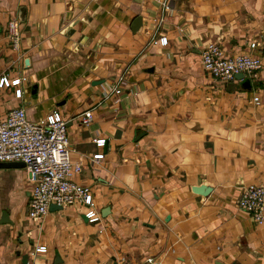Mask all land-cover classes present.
Returning <instances> with one entry per match:
<instances>
[{
    "label": "crops",
    "instance_id": "1",
    "mask_svg": "<svg viewBox=\"0 0 264 264\" xmlns=\"http://www.w3.org/2000/svg\"><path fill=\"white\" fill-rule=\"evenodd\" d=\"M212 42L261 59L250 84L203 69ZM3 75L24 80L0 86V120L16 106L34 121L59 110L84 163L73 179L102 218L53 205L35 221L26 167H0V264H264V222L238 207L264 184V0H0ZM121 75L123 93L107 97Z\"/></svg>",
    "mask_w": 264,
    "mask_h": 264
},
{
    "label": "built area",
    "instance_id": "2",
    "mask_svg": "<svg viewBox=\"0 0 264 264\" xmlns=\"http://www.w3.org/2000/svg\"><path fill=\"white\" fill-rule=\"evenodd\" d=\"M8 38L14 49L20 48L21 27L17 18L8 23ZM160 41L166 45L168 38L162 36ZM256 45L255 42L251 43L252 48ZM201 60L203 69L214 80L223 83L234 80L239 73L253 78L262 68L258 56L249 53L226 56L221 47L213 42L203 48ZM22 79L24 80H11L7 75H3L0 78V86H16L21 84ZM123 84L124 76L121 75L107 97L114 93L121 95ZM16 96H23L22 88L16 89ZM255 99L258 100V97ZM79 117L83 124L89 125L93 120V113L88 110ZM93 141L98 146L107 144L105 137H94ZM71 150L68 121L59 110L51 111L43 120L34 121L28 118L27 109L20 106L10 110L5 120H0V162L23 161L29 179L33 182L29 209L31 219L42 221L52 205L61 208L81 205L88 221L101 220L90 188L73 179L84 168V163L73 161ZM104 156V153H98L93 158L98 160ZM238 207L249 213L257 223H263L264 184L255 182L246 186L238 200ZM47 250L46 246H38L36 249L37 253H45ZM147 262L162 264V261H156L152 257L147 258Z\"/></svg>",
    "mask_w": 264,
    "mask_h": 264
},
{
    "label": "water",
    "instance_id": "3",
    "mask_svg": "<svg viewBox=\"0 0 264 264\" xmlns=\"http://www.w3.org/2000/svg\"><path fill=\"white\" fill-rule=\"evenodd\" d=\"M141 24H142V17L138 16L133 22V25H132L133 31H138V29L141 27ZM236 77L239 78V79H243L245 76H244V74L239 73V74L236 75ZM250 82H251L250 79L246 78V83L250 84ZM25 166H26V164L23 161H5V162H0V167H25ZM209 191H210V188L208 187V188H206L205 193H207ZM216 264H223V263L217 261Z\"/></svg>",
    "mask_w": 264,
    "mask_h": 264
},
{
    "label": "rangeland",
    "instance_id": "4",
    "mask_svg": "<svg viewBox=\"0 0 264 264\" xmlns=\"http://www.w3.org/2000/svg\"><path fill=\"white\" fill-rule=\"evenodd\" d=\"M16 107H19V106H16ZM28 114V113H27ZM28 118H29V116H28ZM30 119V118H29Z\"/></svg>",
    "mask_w": 264,
    "mask_h": 264
}]
</instances>
